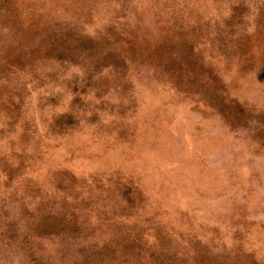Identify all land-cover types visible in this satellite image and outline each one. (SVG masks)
Masks as SVG:
<instances>
[{"label":"rangeland","instance_id":"1","mask_svg":"<svg viewBox=\"0 0 264 264\" xmlns=\"http://www.w3.org/2000/svg\"><path fill=\"white\" fill-rule=\"evenodd\" d=\"M0 264H264V0H0Z\"/></svg>","mask_w":264,"mask_h":264}]
</instances>
